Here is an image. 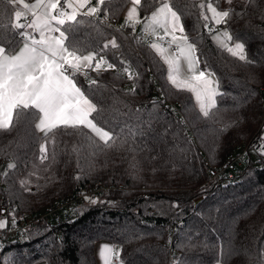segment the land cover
Masks as SVG:
<instances>
[{
    "label": "trees",
    "instance_id": "1",
    "mask_svg": "<svg viewBox=\"0 0 264 264\" xmlns=\"http://www.w3.org/2000/svg\"><path fill=\"white\" fill-rule=\"evenodd\" d=\"M150 2L142 0L141 19L153 10L144 7ZM170 2L189 41L197 44L200 69L207 66L219 80L223 95L217 97L215 115L203 118L190 92L167 81L164 64L147 43L87 18L95 24L81 25L78 40L102 47L115 37L120 47L103 53L115 68L94 74L96 86L89 90L80 77L77 83L103 110L94 114L103 127L121 138L129 130L138 134L93 155L84 136L58 130L55 145H47L49 159L41 163L43 134L34 125L0 130V173L8 172L0 176V210L9 208L18 218L91 187L107 189L93 198L96 203L80 204L71 222L34 224L21 241L1 244L0 264H97L98 242L118 248L121 264H264V91L259 90L264 88V0H233L232 5L212 0L219 10L234 9L220 27H227L233 42L244 43L251 63L213 42L200 18L201 0ZM128 4L106 0L101 13L118 20ZM240 12L242 17L235 14ZM11 22L14 12H0V24ZM18 31L23 29L0 28L5 38L0 43L17 49ZM126 64L139 74L138 81L121 74ZM176 104L177 112L171 110ZM237 148L247 153L234 180L209 183L208 167L222 166ZM11 162L16 168L9 170ZM24 179L29 183L22 187Z\"/></svg>",
    "mask_w": 264,
    "mask_h": 264
},
{
    "label": "snow or ice",
    "instance_id": "2",
    "mask_svg": "<svg viewBox=\"0 0 264 264\" xmlns=\"http://www.w3.org/2000/svg\"><path fill=\"white\" fill-rule=\"evenodd\" d=\"M130 2L131 7L121 27H131L135 31V26L143 23V35L153 39L141 42L147 43L167 65V81L177 90L190 92L195 97L199 114L203 118H212L215 115L213 110L217 108V97L223 93L215 73L207 66L200 69L197 44L190 42L185 34L181 14L174 9L170 0H151L144 7L153 10L141 19L142 0ZM225 2L232 5L233 0ZM105 3L106 0H96L95 4L93 0H63V3L61 0H0V12H14V22L10 25L0 24V28L23 29L16 33L20 37L18 43L22 44L18 51L15 44L6 49L0 43V130L7 131L21 123L34 125L35 131L43 134V142L39 145L41 163L49 159L47 145H55L58 130L73 129L84 136L89 147L94 149L93 155L98 151L123 146L138 134L129 130L121 138L114 131L103 127L98 122V115H94L103 110L78 86L76 80L77 75H83L91 90L98 82L89 75V70L99 74L115 68L103 54L109 47H120L115 37L106 40L102 47L92 46L76 38L81 25L95 24L87 18L96 17L103 23L99 13ZM247 3H254V0H247ZM198 7L204 27L212 34L218 47L242 62L251 63L245 53L244 43L239 40L233 42L227 27H219L228 24L234 9L229 7L219 10L212 0L206 4L201 0ZM235 14L242 17L244 13ZM108 18L105 12L103 19ZM210 23L216 27H209ZM99 35L103 36V33ZM166 37H170L167 47L161 43ZM4 39L0 34V41ZM173 45L175 51L172 50ZM121 64L125 62L122 60ZM121 74L129 80L139 79V74L130 65H125ZM135 87L134 84L133 93ZM139 111L141 109H137ZM78 151L74 146L73 152ZM52 158H55L54 152ZM7 168L15 169L16 164L11 162ZM7 175V171L0 173V176ZM75 179L79 180L81 176L77 175ZM19 183L24 187L29 181L24 179ZM85 200L93 204L97 202L88 196H85ZM5 227L7 220L0 219V229ZM100 256L104 264H110L114 256H119V252L113 246L102 245Z\"/></svg>",
    "mask_w": 264,
    "mask_h": 264
},
{
    "label": "built area",
    "instance_id": "3",
    "mask_svg": "<svg viewBox=\"0 0 264 264\" xmlns=\"http://www.w3.org/2000/svg\"><path fill=\"white\" fill-rule=\"evenodd\" d=\"M63 3V0H61ZM94 4V3H93ZM99 17L103 20V23L108 24L112 27H117V21L115 19H103L104 16L102 13H99ZM91 19L97 20L96 17H91ZM213 27V26H209ZM223 29V27H220ZM123 31L126 34H134L130 29L124 28ZM209 33V31H208ZM210 34V33H209ZM212 36V34H210ZM138 39L143 41H148L153 39L152 37L145 36L143 33L136 35ZM169 39H165L161 43L167 47ZM89 75L94 78L93 72L89 70ZM80 77L82 84L88 85V80L85 79L83 75H77ZM260 91H264L263 87L259 88ZM179 104L171 105V110L177 112ZM264 115V112H263ZM247 153V148H237L234 150L232 155L229 157L226 163L222 166H209L208 167V182L215 185H226L227 182L234 180L235 171L240 167L245 159ZM4 165V162L1 163ZM260 166H264V158L260 163ZM107 189L103 187H91L83 192H76L71 195L69 198L63 201H57L47 207L45 210L38 213L31 214H21L18 218L15 214L6 207L1 208L0 210V219L7 220V227L0 229V243L6 244L11 241H21L27 230L34 224H45V225H62L71 222L77 217L75 209L82 203H84L85 196L96 198L100 197L103 192ZM13 217L15 227H13Z\"/></svg>",
    "mask_w": 264,
    "mask_h": 264
},
{
    "label": "crops",
    "instance_id": "4",
    "mask_svg": "<svg viewBox=\"0 0 264 264\" xmlns=\"http://www.w3.org/2000/svg\"><path fill=\"white\" fill-rule=\"evenodd\" d=\"M25 2H33V0H29V1H26L25 0ZM93 3L95 4L96 3V0H93ZM131 7V2H130V0H129V4L125 7V9H124V11L122 12V15L120 16V18L117 20V26L118 27H120V28H128V29H130L132 32H133V29H131V27H121L122 25H124V23H125V17H126V14H127V11L129 10V8ZM151 13V12H150ZM150 13H149V15H150ZM22 22H23V19H22ZM135 31H137L136 29H135ZM138 32V31H137ZM135 35H140V34H136L135 32H133ZM165 39H169L170 40V37H166ZM22 46V44H20L19 45V47H21ZM19 47L16 49L17 51L19 50ZM172 50L173 51H175V45H173L172 46ZM154 52V51H153ZM155 53V52H154ZM156 54V53H155ZM159 57V56H158ZM159 59H160V57H159ZM161 60V59H160ZM161 62L163 63V61L161 60ZM164 64V63H163ZM164 66H165V68H166V77H167V65H165L164 64ZM79 86V85H78ZM191 94V93H190ZM192 95V94H191ZM192 97H193V100H194V103H195V106H196V108L198 109V106L196 105V101H195V97L192 95ZM199 110V109H198ZM40 134H42V133H40ZM110 243H107V242H98V243H96V245H95V257H96V260H97V264H104V261L102 260V258H101V256H100V250H101V246L102 245H109ZM110 246H112L111 244H110ZM112 260H113V258H112ZM111 260V261H112ZM41 264H43V263H41Z\"/></svg>",
    "mask_w": 264,
    "mask_h": 264
},
{
    "label": "rangeland",
    "instance_id": "5",
    "mask_svg": "<svg viewBox=\"0 0 264 264\" xmlns=\"http://www.w3.org/2000/svg\"><path fill=\"white\" fill-rule=\"evenodd\" d=\"M242 1H244V0H242ZM209 2V0H207V3ZM210 14V13H209ZM211 26H213V27H216L214 24H212ZM220 27V26H219ZM142 28H143V23H140V24H137L136 26H135V29L138 31H133V32H135L136 34H141L142 33ZM132 29V28H131ZM211 39L213 40V38H212V36H211ZM213 42L217 45V43L213 40ZM218 46V45H217ZM126 65H128V64H126ZM132 69V68H131ZM112 70H114V69H112ZM121 72H122V70H121ZM93 74H97V73H95V72H93ZM251 158H252V160H255L256 159V154L255 153H253V152H251ZM50 206V205H49ZM49 206H47V207H49ZM47 207H45V208H43L42 210H40L39 212H41V211H43V210H45ZM0 245H1V243H0ZM110 245V244H109ZM117 251H118V248H115ZM110 264H121L120 262H119V260H118V257H116V256H114L113 257V260L110 262ZM215 264H219V263H215Z\"/></svg>",
    "mask_w": 264,
    "mask_h": 264
},
{
    "label": "bare ground",
    "instance_id": "6",
    "mask_svg": "<svg viewBox=\"0 0 264 264\" xmlns=\"http://www.w3.org/2000/svg\"><path fill=\"white\" fill-rule=\"evenodd\" d=\"M111 19H115V18H111ZM110 20V19H109ZM117 21V19H115ZM110 26V25H109ZM211 26V25H210ZM112 27V26H111Z\"/></svg>",
    "mask_w": 264,
    "mask_h": 264
}]
</instances>
